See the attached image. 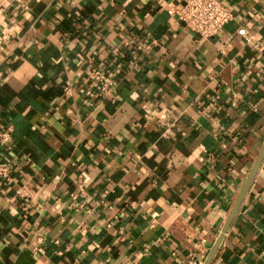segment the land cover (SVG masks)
Here are the masks:
<instances>
[{"label": "crops", "instance_id": "1", "mask_svg": "<svg viewBox=\"0 0 264 264\" xmlns=\"http://www.w3.org/2000/svg\"><path fill=\"white\" fill-rule=\"evenodd\" d=\"M221 1L0 0V264L203 263L264 143V0ZM210 264H264V158Z\"/></svg>", "mask_w": 264, "mask_h": 264}, {"label": "built area", "instance_id": "2", "mask_svg": "<svg viewBox=\"0 0 264 264\" xmlns=\"http://www.w3.org/2000/svg\"><path fill=\"white\" fill-rule=\"evenodd\" d=\"M169 12L179 21L202 38H209L220 32L225 24L231 19V11L222 3L221 0H183L182 3H168ZM239 34L246 35L244 27L238 30ZM251 36L248 35L247 39ZM155 40L137 38L136 48L131 49L132 59L138 58L142 52L149 50ZM90 72L95 79L97 87L102 93L111 91L112 77L99 70L97 66L91 65ZM13 127L7 124L0 131V145L6 150H11L14 142ZM9 163L7 159L0 160V178H8Z\"/></svg>", "mask_w": 264, "mask_h": 264}, {"label": "water", "instance_id": "3", "mask_svg": "<svg viewBox=\"0 0 264 264\" xmlns=\"http://www.w3.org/2000/svg\"><path fill=\"white\" fill-rule=\"evenodd\" d=\"M263 158H264V143H263V145H262V147H261V149H260V151H259V153H258V155H257V157H256V159H255V161H254V163H253V165H252V167H251V169H250V171H249V173H248V175H247V177H246V179H245V181H244V183H243V185H242V187H241V189H240V191H239V193H238V195H237V197H236V199H235V201H234V203H233V205H232V207H231V209H230V211H229V213L225 219V221H224V223H223V226L221 228L220 233L218 234L216 240L212 244V246H211L210 250L208 251V253H207L202 264H210L211 263L213 257L215 256V254L218 250V247L221 243V240H222L225 232L227 231L231 221L233 220L234 216L236 215V212H237L244 196L246 195V193H247V191H248V189H249V187H250V185H251V183L255 177V174L257 173V170L259 169V167L261 165Z\"/></svg>", "mask_w": 264, "mask_h": 264}]
</instances>
